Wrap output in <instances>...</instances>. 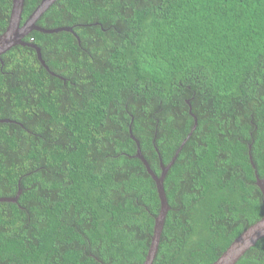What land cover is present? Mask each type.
Segmentation results:
<instances>
[{
	"label": "trees",
	"instance_id": "1",
	"mask_svg": "<svg viewBox=\"0 0 264 264\" xmlns=\"http://www.w3.org/2000/svg\"><path fill=\"white\" fill-rule=\"evenodd\" d=\"M36 25L72 31L25 36L49 70L1 55L0 197L21 192L0 201V264H143L160 200L129 128L159 175L194 117L152 264H212L262 217L264 0H55ZM235 264H264V236Z\"/></svg>",
	"mask_w": 264,
	"mask_h": 264
},
{
	"label": "water",
	"instance_id": "2",
	"mask_svg": "<svg viewBox=\"0 0 264 264\" xmlns=\"http://www.w3.org/2000/svg\"><path fill=\"white\" fill-rule=\"evenodd\" d=\"M55 0H41L39 5L33 10V12L29 15V17L22 23V8L24 4V0H12V7L9 17V23L6 30L0 35V61L2 65L1 55L8 51L11 47L15 45L21 46H28L33 48L36 51V55L38 60L41 64L45 67L46 70H49L45 61L41 57L40 48L34 44L24 40L25 36L33 29L42 31V32H59V31H72V27L65 26V27H57L52 29H45L36 25V21L39 16L54 2ZM52 75H55L54 72H50ZM64 80V79H63ZM189 104V113L192 114L191 106L189 100L186 101ZM194 116V115H193ZM0 122H15L10 119L0 118ZM197 125L196 118L194 117V123L188 133V135L183 139L180 146L175 151L174 155L172 156L171 160L167 164H163L160 160L159 165L161 168V172L157 175L151 168L147 160L144 158L140 148L138 140L133 136L131 129L129 128L130 137L135 141L137 149L135 153V157L139 158L143 165L145 166L147 172L150 174L152 179L155 181L156 189L158 192L159 200H160V208L158 214L154 218V226H153V233L151 236V242L145 256V260L143 264H152L154 256L157 251V246L160 238V234L163 228V223L165 219V215L169 209L168 201L164 191L163 181L167 170L171 167L174 163L180 149L184 145L185 141L190 136L191 132L195 129ZM251 144L249 145V159L250 162L254 167L252 161V155L250 154ZM255 170V182L258 188L260 189L263 195V206H262V217L257 220L255 223L251 224L248 228L242 231L232 242L231 244L225 249V251L212 263V264H235L236 261L242 256L247 249L255 244V242L264 236V177H259L257 170ZM21 192L20 187L15 196L13 197H0V201L6 202H17L19 194Z\"/></svg>",
	"mask_w": 264,
	"mask_h": 264
}]
</instances>
